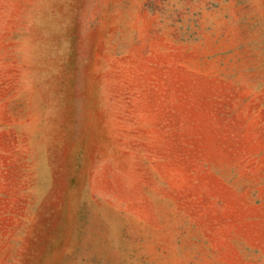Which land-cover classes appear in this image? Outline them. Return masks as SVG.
I'll list each match as a JSON object with an SVG mask.
<instances>
[{"label":"rangeland","instance_id":"rangeland-1","mask_svg":"<svg viewBox=\"0 0 264 264\" xmlns=\"http://www.w3.org/2000/svg\"><path fill=\"white\" fill-rule=\"evenodd\" d=\"M0 264H264V0H0Z\"/></svg>","mask_w":264,"mask_h":264}]
</instances>
